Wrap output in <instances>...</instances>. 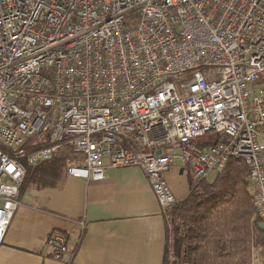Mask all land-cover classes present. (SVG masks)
Masks as SVG:
<instances>
[{"label": "built area", "instance_id": "obj_1", "mask_svg": "<svg viewBox=\"0 0 264 264\" xmlns=\"http://www.w3.org/2000/svg\"><path fill=\"white\" fill-rule=\"evenodd\" d=\"M261 81L264 0H0V244L27 168L66 145L71 176L142 169L165 214L176 162L201 181L243 161L264 221Z\"/></svg>", "mask_w": 264, "mask_h": 264}, {"label": "crops", "instance_id": "obj_2", "mask_svg": "<svg viewBox=\"0 0 264 264\" xmlns=\"http://www.w3.org/2000/svg\"><path fill=\"white\" fill-rule=\"evenodd\" d=\"M105 175L87 181L65 169L46 185H26L0 244V264H163L167 214L146 174L129 167L108 168ZM193 178L181 162L164 175L177 202L189 196ZM55 233L65 235L70 251L62 260L46 246Z\"/></svg>", "mask_w": 264, "mask_h": 264}, {"label": "trees", "instance_id": "obj_3", "mask_svg": "<svg viewBox=\"0 0 264 264\" xmlns=\"http://www.w3.org/2000/svg\"><path fill=\"white\" fill-rule=\"evenodd\" d=\"M76 158L66 145L39 171L28 167L20 194L30 183L53 182ZM248 177L245 163L233 159L213 180L192 179L189 196L167 214L163 264H255V252L264 264V221L255 216Z\"/></svg>", "mask_w": 264, "mask_h": 264}, {"label": "rangeland", "instance_id": "obj_4", "mask_svg": "<svg viewBox=\"0 0 264 264\" xmlns=\"http://www.w3.org/2000/svg\"><path fill=\"white\" fill-rule=\"evenodd\" d=\"M133 15V14H132ZM130 15V16H132ZM136 17V16H135ZM187 78V77H185ZM259 87L261 88H264V83H259ZM44 163V162H43ZM32 167H35V166H32ZM213 176L210 177V179L212 178ZM261 255L258 253V252H255V264H261Z\"/></svg>", "mask_w": 264, "mask_h": 264}, {"label": "bare ground", "instance_id": "obj_5", "mask_svg": "<svg viewBox=\"0 0 264 264\" xmlns=\"http://www.w3.org/2000/svg\"><path fill=\"white\" fill-rule=\"evenodd\" d=\"M5 222V219L3 218L2 214L0 215V225H2ZM0 235H1V229H0Z\"/></svg>", "mask_w": 264, "mask_h": 264}, {"label": "water", "instance_id": "obj_6", "mask_svg": "<svg viewBox=\"0 0 264 264\" xmlns=\"http://www.w3.org/2000/svg\"><path fill=\"white\" fill-rule=\"evenodd\" d=\"M262 225L264 226V223H262Z\"/></svg>", "mask_w": 264, "mask_h": 264}]
</instances>
